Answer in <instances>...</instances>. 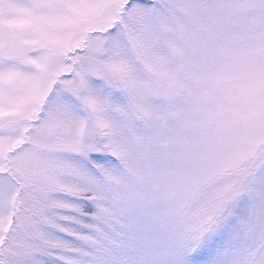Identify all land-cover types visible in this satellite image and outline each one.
<instances>
[{
	"label": "snow or ice",
	"instance_id": "6c2138e0",
	"mask_svg": "<svg viewBox=\"0 0 264 264\" xmlns=\"http://www.w3.org/2000/svg\"><path fill=\"white\" fill-rule=\"evenodd\" d=\"M0 264H264V0H0Z\"/></svg>",
	"mask_w": 264,
	"mask_h": 264
}]
</instances>
